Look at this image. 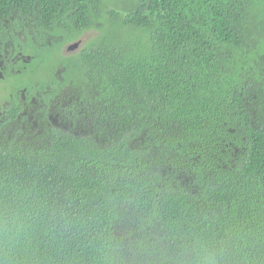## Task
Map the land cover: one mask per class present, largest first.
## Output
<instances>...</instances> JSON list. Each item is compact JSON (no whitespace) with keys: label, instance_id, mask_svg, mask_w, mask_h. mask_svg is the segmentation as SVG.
I'll return each mask as SVG.
<instances>
[{"label":"trees","instance_id":"1","mask_svg":"<svg viewBox=\"0 0 264 264\" xmlns=\"http://www.w3.org/2000/svg\"><path fill=\"white\" fill-rule=\"evenodd\" d=\"M12 18L48 52L98 34L59 55L73 128L0 143V264H264V0H0Z\"/></svg>","mask_w":264,"mask_h":264},{"label":"flooded vegetation","instance_id":"2","mask_svg":"<svg viewBox=\"0 0 264 264\" xmlns=\"http://www.w3.org/2000/svg\"><path fill=\"white\" fill-rule=\"evenodd\" d=\"M22 19H5L0 28V143L14 136H35V145L45 125L73 128L71 113L82 101L72 90V80L63 82L66 75L59 55L76 53L93 35L86 30L48 52L58 34L40 31L31 20ZM41 52H48L50 61L37 62Z\"/></svg>","mask_w":264,"mask_h":264},{"label":"rangeland","instance_id":"3","mask_svg":"<svg viewBox=\"0 0 264 264\" xmlns=\"http://www.w3.org/2000/svg\"><path fill=\"white\" fill-rule=\"evenodd\" d=\"M122 4V6H124L123 5V3H121ZM89 34H91V35H93V36H95V35H97L98 34V31H96V30H92V31H90V32H88ZM87 35V34H86ZM86 35H85V37H86Z\"/></svg>","mask_w":264,"mask_h":264}]
</instances>
